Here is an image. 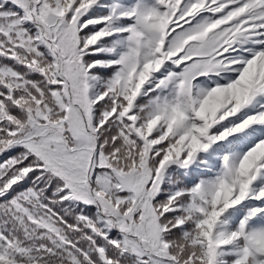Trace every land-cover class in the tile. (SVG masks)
Here are the masks:
<instances>
[{
    "label": "snow or ice",
    "instance_id": "obj_1",
    "mask_svg": "<svg viewBox=\"0 0 264 264\" xmlns=\"http://www.w3.org/2000/svg\"><path fill=\"white\" fill-rule=\"evenodd\" d=\"M0 264H264V0H0Z\"/></svg>",
    "mask_w": 264,
    "mask_h": 264
}]
</instances>
